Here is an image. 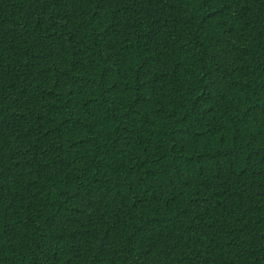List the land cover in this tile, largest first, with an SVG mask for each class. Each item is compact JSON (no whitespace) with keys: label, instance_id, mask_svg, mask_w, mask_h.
Instances as JSON below:
<instances>
[{"label":"trees","instance_id":"16d2710c","mask_svg":"<svg viewBox=\"0 0 264 264\" xmlns=\"http://www.w3.org/2000/svg\"><path fill=\"white\" fill-rule=\"evenodd\" d=\"M0 264H264V0H0Z\"/></svg>","mask_w":264,"mask_h":264}]
</instances>
